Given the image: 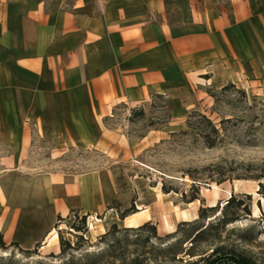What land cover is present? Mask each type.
<instances>
[{
  "label": "crops",
  "instance_id": "obj_1",
  "mask_svg": "<svg viewBox=\"0 0 264 264\" xmlns=\"http://www.w3.org/2000/svg\"><path fill=\"white\" fill-rule=\"evenodd\" d=\"M261 11V0H0L2 241L45 245L59 218L100 213L114 197L101 172H25L33 133L116 142L103 120L117 105L173 97L205 75L224 86L246 58L241 27L264 25Z\"/></svg>",
  "mask_w": 264,
  "mask_h": 264
},
{
  "label": "rangeland",
  "instance_id": "obj_2",
  "mask_svg": "<svg viewBox=\"0 0 264 264\" xmlns=\"http://www.w3.org/2000/svg\"><path fill=\"white\" fill-rule=\"evenodd\" d=\"M258 22L241 27L246 58L239 70L232 66L224 86L205 75L200 86H184L173 97L153 96L133 108L117 105L103 120L116 142L66 146L33 133L25 172H101L114 191L112 209L85 219L70 214L57 222L56 238L29 256L0 247V264H185L218 247L264 264V195L258 191L264 184V25ZM163 185L171 192L164 193ZM230 197L242 205L229 207ZM126 212L131 217L124 226L119 215ZM231 217L237 220L222 223ZM145 223L159 239L149 237L150 229L125 231Z\"/></svg>",
  "mask_w": 264,
  "mask_h": 264
},
{
  "label": "trees",
  "instance_id": "obj_3",
  "mask_svg": "<svg viewBox=\"0 0 264 264\" xmlns=\"http://www.w3.org/2000/svg\"><path fill=\"white\" fill-rule=\"evenodd\" d=\"M243 67L245 69L246 74L248 75V77L251 78V68L249 66L248 63H244ZM226 86L223 88L225 89ZM209 94V92H207ZM142 114V113H141ZM205 121H207L209 124L210 122L208 120H206L204 117H202ZM214 128V127H213ZM264 178V177H262ZM162 191L164 193H169L171 192V190H166L164 185L162 186ZM262 195H264V184H260L259 190H258ZM246 196V195H245ZM247 198L249 196H246ZM197 197H193L191 199V201L197 200ZM190 201V202H191ZM235 202V198L234 197H230V199L227 201L226 205H233L235 208H238L239 206L242 205V201H236L235 204H233ZM230 207V206H229ZM232 207V206H231ZM246 208V207H245ZM107 209H112L111 206H108ZM214 208H208V210H213ZM204 209H200L199 210V219L204 218ZM73 213H77V212H73ZM133 213V212H132ZM131 215L129 212L126 213H121L119 215V219L123 220L125 219L127 216ZM87 216H83V219H85ZM62 219H58V221H60ZM236 217H231V218H224L222 223L223 224H228V223H232L234 221H236ZM187 223L183 222L181 223V225H185ZM143 229H150L152 231V234L149 235V237H153L156 239H159L155 236V228L150 224V223H145L141 226H138L136 228H127L125 229V231H129V230H143ZM177 232V231H176ZM175 232V233H176ZM109 232H107L105 235H108ZM203 235L202 231L198 232L194 239H199L201 238V236ZM148 238V237H147ZM192 240V241H193ZM14 247L19 253L29 256L33 253V249L32 250H22L18 247V245L16 243H10V244H6L2 241L1 237H0V247L2 248H6V247ZM40 245L35 246L34 248L39 247ZM171 248H169L168 250H170ZM61 253H63V250L61 249ZM11 264V263H9ZM63 264H80L79 262L75 263L74 261H67ZM132 264H139V263H132ZM185 264H255L253 262H251L249 259H247L245 256H243L242 254H238L232 250L229 249H225L223 247H218L216 249H213L211 253L207 254V255H203L201 256L198 260L196 261H192V262H188Z\"/></svg>",
  "mask_w": 264,
  "mask_h": 264
},
{
  "label": "bare ground",
  "instance_id": "obj_4",
  "mask_svg": "<svg viewBox=\"0 0 264 264\" xmlns=\"http://www.w3.org/2000/svg\"><path fill=\"white\" fill-rule=\"evenodd\" d=\"M217 196V195H216ZM167 227H168V225H167ZM50 238H56V232L55 231H52V233H50ZM49 238V239H50Z\"/></svg>",
  "mask_w": 264,
  "mask_h": 264
}]
</instances>
